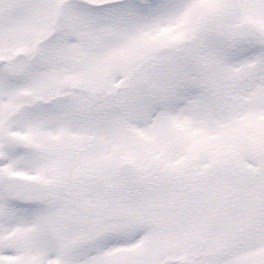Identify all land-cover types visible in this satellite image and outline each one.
Segmentation results:
<instances>
[{
    "label": "snow or ice",
    "instance_id": "1",
    "mask_svg": "<svg viewBox=\"0 0 264 264\" xmlns=\"http://www.w3.org/2000/svg\"><path fill=\"white\" fill-rule=\"evenodd\" d=\"M0 264H264V0H0Z\"/></svg>",
    "mask_w": 264,
    "mask_h": 264
}]
</instances>
